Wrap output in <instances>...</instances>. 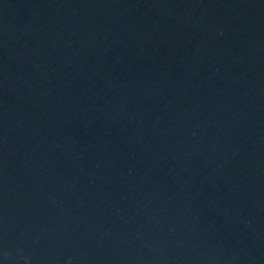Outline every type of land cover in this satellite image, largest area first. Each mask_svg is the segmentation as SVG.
<instances>
[{"label":"water","instance_id":"95a60500","mask_svg":"<svg viewBox=\"0 0 264 264\" xmlns=\"http://www.w3.org/2000/svg\"><path fill=\"white\" fill-rule=\"evenodd\" d=\"M0 264H264V0H0Z\"/></svg>","mask_w":264,"mask_h":264}]
</instances>
